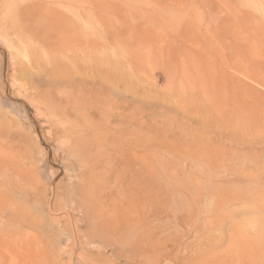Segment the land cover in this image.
<instances>
[{
  "label": "rangeland",
  "instance_id": "obj_1",
  "mask_svg": "<svg viewBox=\"0 0 264 264\" xmlns=\"http://www.w3.org/2000/svg\"><path fill=\"white\" fill-rule=\"evenodd\" d=\"M263 41L264 0H0V264H264Z\"/></svg>",
  "mask_w": 264,
  "mask_h": 264
},
{
  "label": "bare ground",
  "instance_id": "obj_2",
  "mask_svg": "<svg viewBox=\"0 0 264 264\" xmlns=\"http://www.w3.org/2000/svg\"><path fill=\"white\" fill-rule=\"evenodd\" d=\"M249 5H250V4H249ZM251 5H252V4H251ZM243 8H244V7H243ZM243 8H242V9H243ZM235 9H236V7H235ZM244 9H245V8H244ZM249 9H250V8H249ZM238 11H239V10H238ZM238 13H239V12H238ZM253 13H254V12H253ZM232 17H233V15H232ZM245 18H246V17H245ZM245 18H244V19H245ZM246 19H247V18H246ZM249 19H250V17H249ZM251 19L254 20V18H251ZM251 19H250V21L252 22L253 20H251ZM236 20H237V19H236ZM247 21H248V20H247ZM258 22H260V20H259ZM258 22H257V23H258ZM262 24H263V21H262ZM262 24H261V25H262ZM243 28H244V27H243ZM254 34H255V33H254ZM254 34H253V35H254ZM251 35H252V34H251ZM255 35H256V34H255ZM254 37H257V35L254 36ZM261 40H262V39H261ZM263 42H264V41H263ZM236 47H237V46H236ZM237 49H238V47H237ZM237 49H236V50H237ZM258 49H259V48H258ZM260 49H261V48H260ZM241 50H242V49H241ZM255 53H256V51H255ZM243 55H244V54H243ZM262 55H263V54H262ZM86 77H87V76H86ZM101 77H102V76H101ZM85 80H86V79H85ZM67 93H68V92H67ZM57 94H58V93H57ZM98 94H100V93H98ZM77 95H78V98L76 97L75 93L73 94V92L69 93V95H65V96H66L65 98H66L67 103H68V104L76 103L75 105H77V104H78L77 101H81V100L85 99V93L80 92V93H77ZM99 97H100V96H99ZM74 98H76V99H74ZM94 98H96V97H95L94 95H92V98H91L90 101L92 102V104H95V103L97 104V101H93ZM101 98H102V97H100V99H101ZM103 100H104V99H103ZM100 101H101V100H100ZM87 102H88V100H87ZM87 102H86V103H87ZM101 102H102V101H101ZM86 103H85V104H86ZM103 103H104V101H103ZM96 104H95V105H96ZM105 104H106V102H105ZM88 105H89V104H88ZM90 105H91V104H90ZM95 105H94V106H95ZM107 105H108V104H107ZM92 106H93V105H92ZM106 110H107V109H106Z\"/></svg>",
  "mask_w": 264,
  "mask_h": 264
}]
</instances>
